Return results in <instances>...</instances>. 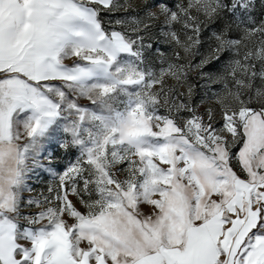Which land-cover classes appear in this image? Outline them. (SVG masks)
<instances>
[{"label":"snow or ice","instance_id":"6c2138e0","mask_svg":"<svg viewBox=\"0 0 264 264\" xmlns=\"http://www.w3.org/2000/svg\"><path fill=\"white\" fill-rule=\"evenodd\" d=\"M0 264H264V0H0Z\"/></svg>","mask_w":264,"mask_h":264},{"label":"rangeland","instance_id":"374dc122","mask_svg":"<svg viewBox=\"0 0 264 264\" xmlns=\"http://www.w3.org/2000/svg\"><path fill=\"white\" fill-rule=\"evenodd\" d=\"M193 75H194V73H193ZM42 178L46 179L47 178V174H43Z\"/></svg>","mask_w":264,"mask_h":264}]
</instances>
